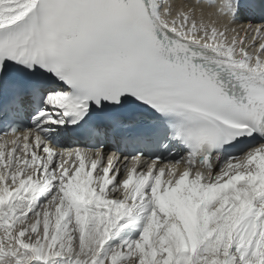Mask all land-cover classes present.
Instances as JSON below:
<instances>
[{
    "label": "snow or ice",
    "instance_id": "obj_1",
    "mask_svg": "<svg viewBox=\"0 0 264 264\" xmlns=\"http://www.w3.org/2000/svg\"><path fill=\"white\" fill-rule=\"evenodd\" d=\"M5 124L0 264H264V0H0Z\"/></svg>",
    "mask_w": 264,
    "mask_h": 264
},
{
    "label": "bare ground",
    "instance_id": "obj_2",
    "mask_svg": "<svg viewBox=\"0 0 264 264\" xmlns=\"http://www.w3.org/2000/svg\"><path fill=\"white\" fill-rule=\"evenodd\" d=\"M172 2H173V5H176L177 6V0H172ZM180 2L187 4V3H191V0H180ZM231 26L232 27H236V28L239 26V28H237V30L240 31V28H241L242 25L235 24V25H231ZM243 26L244 27H247L248 24L247 23H244Z\"/></svg>",
    "mask_w": 264,
    "mask_h": 264
}]
</instances>
